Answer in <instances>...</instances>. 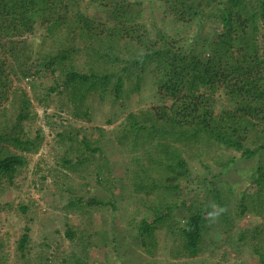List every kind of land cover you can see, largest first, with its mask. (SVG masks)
Returning a JSON list of instances; mask_svg holds the SVG:
<instances>
[{
    "label": "trees",
    "instance_id": "16d2710c",
    "mask_svg": "<svg viewBox=\"0 0 264 264\" xmlns=\"http://www.w3.org/2000/svg\"><path fill=\"white\" fill-rule=\"evenodd\" d=\"M89 1L102 16L84 10L83 0H0V210L11 206L6 194L21 188L17 182L28 154L42 141L34 124L31 94L23 85L26 77L45 69L52 84L38 95L33 93L34 98L46 104L45 97L55 91L74 117L90 120L94 105L109 94L119 97L122 76L129 68L138 78L149 68L169 102L124 120L116 141L138 149L129 180L140 204L154 211L161 188L169 199L162 214H154L152 220L143 215L131 224L136 245L157 254L151 247L159 236L167 239L166 264H181L180 259L202 253L216 257L220 252L225 259L226 251H218L222 244L236 253L251 250L253 260L235 257V264H264V0H157L175 31L158 28L154 34L142 21L143 0ZM216 7L219 35L205 47H189L186 32L198 18L210 20ZM37 28L43 30L42 40L48 46L38 53L33 68L29 65L33 51L24 37ZM216 96L222 97L217 106L211 98ZM106 122H112L111 117ZM72 127L73 133L60 134L58 140L66 148L55 162L53 185L60 192L64 238L78 245V254L64 256L62 264H87L86 247L101 240L100 221L105 222L104 214L95 208L108 204L109 198L97 193L82 202L72 185L77 179L106 178L102 171L107 163L102 157L106 143L96 135L98 127ZM96 150L100 157L94 155ZM207 160L215 165L213 177L236 161L248 160L250 171L237 190H224L220 182L233 183L227 180L209 188L214 190L212 205L225 209L217 218L208 217L216 210L212 205L200 206L204 200L178 217L177 208L184 200L176 183L182 170L188 161ZM30 208L19 202L12 215L20 228L15 256L20 264H52L46 252L54 237L50 234L46 238L51 242L34 245ZM69 213H78V223L67 217ZM22 214L28 215L29 222H23ZM247 214L252 219L239 224ZM2 246L0 264H18L3 257ZM201 260L208 264L203 256Z\"/></svg>",
    "mask_w": 264,
    "mask_h": 264
},
{
    "label": "rangeland",
    "instance_id": "374dc122",
    "mask_svg": "<svg viewBox=\"0 0 264 264\" xmlns=\"http://www.w3.org/2000/svg\"><path fill=\"white\" fill-rule=\"evenodd\" d=\"M143 1L145 15L142 21L145 27L151 29L153 34L158 28L163 29L165 32L172 33L175 31L174 23L164 13L163 7L159 5L157 0ZM81 7L90 13L102 16L96 5L89 0H83ZM218 13L219 8L216 7L210 20H205L202 17L198 18L193 26L189 28L186 35H184V40L189 47H205L208 45V41L219 35L220 27L215 21ZM42 34L43 30L37 28L32 34H26L24 37L33 51V57L29 62V65L33 68H35L34 65L38 61V53L48 46V42H43ZM133 70L129 68L127 74L122 76V92H120L119 97L114 99V96L109 94L100 104L94 105L95 109L93 108L94 111L91 113L90 120L74 117L66 106L65 99L61 95H57L55 91H51L45 97L49 101L46 104L38 102L34 98L33 93L38 95L43 92L42 88L45 89L52 84V79L45 69H37L38 73H31V76L26 77L23 85L31 94V101L36 111L34 124L40 128L42 141L35 152L28 154L25 171L17 182L21 188L19 190L11 189L6 194V199L9 198V201H11V206L0 210V243L3 245V257L7 258L10 263L20 264L21 262L16 258L14 248L20 228L17 220L15 221L12 217L13 213H17L16 206L19 202L31 207L30 214L34 217L31 239L37 243L33 244L43 246L45 241L51 242L46 237H51L50 234L54 237L49 245L50 248L46 252L52 264H62L64 256L72 253L78 254V245L68 243L64 238L65 217L60 208L62 206L60 192H55L56 187L53 185L54 169H58L55 162L58 156L64 155L66 148L60 145L58 140L61 137L60 134L73 133L75 128L72 125L85 129L98 127V130L95 131L96 135H101L104 143H106V150L102 153V157L107 159L105 168L102 167L106 178L100 182H97L93 177L77 179L72 185L74 192L83 198L82 202L88 199V196L97 193L106 194V200L109 198L108 204L95 208V211L104 214L103 220L105 222L101 223L100 221L101 240L97 244L89 243L91 245L86 247L84 258L87 259V264L167 263L169 241L159 236L158 242L151 247L157 250V254L148 253L139 245H136L137 242H135V236L133 235L136 229L131 227V224L139 221L143 215H147L148 219L152 220L154 214L160 215L165 212L169 195L164 189H158V194L155 195L158 199V207L154 211L148 212L146 207L144 208L140 204L137 200L138 197L132 193L133 189L129 180L131 178L130 170L133 169L132 158L139 154L138 149L121 143L124 145L123 147L118 140L116 141V132L119 125L124 120L133 119L135 113L138 114L141 111L144 114L141 113L140 116L145 115L153 105L169 102L170 98L168 93L159 90L154 74L149 68H146L139 78ZM211 98L215 106L222 100L220 96ZM212 102L210 101V104ZM108 117H111L112 122H106ZM77 136L82 138L83 132L81 131ZM94 142L95 140L92 144H95ZM94 155L100 157V150H96ZM98 160L100 161V158ZM249 166L248 160L236 161L221 175L213 177L217 171L215 165L209 160L201 163L188 161L176 183L178 192L182 194L184 200V203L177 208V216L182 217L187 210H193L203 200L200 204L203 208L212 205L210 198H213L214 190L211 192L209 188L215 186L221 180L233 182L229 185L220 182L224 190L239 189L240 184H244V179L250 171ZM98 168H100V165ZM232 168H236L238 171L234 172ZM145 178L150 179L149 176ZM150 183L152 184V182ZM77 214L69 213L67 217L72 222L78 223L80 218ZM27 217V214L26 216L22 214L23 222L28 221ZM252 217L247 214L238 223L242 224L244 221L251 220ZM97 225L98 223H96ZM103 231L106 232L104 236ZM231 236H233L232 233ZM220 247L218 251H226L225 259L221 258L220 252L216 257L202 253L196 257L182 258L179 263L181 261V264H202V256L208 264H213L214 261H220L223 264H226V262L235 264V257H239L243 261L254 259L251 250L236 253L229 245L222 244ZM79 253H81L80 250ZM34 256L35 254L32 253L29 257Z\"/></svg>",
    "mask_w": 264,
    "mask_h": 264
},
{
    "label": "clouds",
    "instance_id": "9594fccd",
    "mask_svg": "<svg viewBox=\"0 0 264 264\" xmlns=\"http://www.w3.org/2000/svg\"><path fill=\"white\" fill-rule=\"evenodd\" d=\"M212 207H213L214 209H216V210L213 211V212L208 213V217L211 218V219H215V218H217V217L220 215V213H222V212L225 211L224 208L219 207V206H217V205H212Z\"/></svg>",
    "mask_w": 264,
    "mask_h": 264
}]
</instances>
